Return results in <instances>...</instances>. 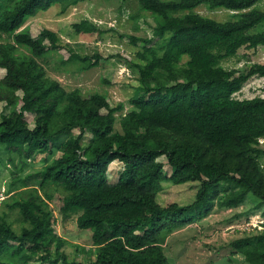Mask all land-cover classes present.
I'll return each instance as SVG.
<instances>
[{
  "label": "trees",
  "instance_id": "16d2710c",
  "mask_svg": "<svg viewBox=\"0 0 264 264\" xmlns=\"http://www.w3.org/2000/svg\"><path fill=\"white\" fill-rule=\"evenodd\" d=\"M84 1L0 0V68L7 73L0 78V103L9 108L1 114L0 152H8L13 163L19 157L20 172L39 154L60 152L42 171L9 186V193L25 189L28 197L16 192L4 202L0 264H29L35 256L49 264H169L163 246L167 236L216 207L235 208L251 199L264 217V97H235L249 79L264 77V64L243 71L222 64L242 47L264 46V31L254 32L264 25V11L257 8L263 0H139L143 12L161 20L155 29L161 42L145 45L139 61H129L139 73V86L133 108L120 116L123 104L113 107L101 92H68L39 61L69 48L63 64L90 69L99 65V54L83 57L59 33L44 29L34 37L24 27L40 12L61 6L65 13ZM201 6L234 14L219 21L197 13ZM74 28L80 34L96 30L88 20ZM26 112L35 113V127ZM117 117L122 131L115 128ZM87 132L92 137L86 141ZM161 157L171 166V176ZM117 160L124 168L113 183L108 172ZM165 181L194 184L196 198L187 205L162 206L157 195ZM50 186L57 188L55 194ZM57 200L64 215L82 212L77 225L92 231L94 260H71L60 251L65 241L53 218ZM15 210L20 230L8 218ZM231 245L248 264H264V229Z\"/></svg>",
  "mask_w": 264,
  "mask_h": 264
},
{
  "label": "rangeland",
  "instance_id": "374dc122",
  "mask_svg": "<svg viewBox=\"0 0 264 264\" xmlns=\"http://www.w3.org/2000/svg\"><path fill=\"white\" fill-rule=\"evenodd\" d=\"M257 8L264 11V0L257 4ZM195 11L219 21H227L234 14L233 11L226 9L210 10L206 6H201ZM85 20L95 25L96 30L93 33L76 32L74 24ZM160 22L161 20L150 13L141 10L139 0H86L70 7L65 13L62 12L61 6L40 12L30 18L24 27H28L34 37H38L44 29L59 33L63 43L69 44L72 51L83 57H95L99 54L102 60L99 65L90 69H81L80 64H63L62 60L68 59L71 55L69 48L53 51L39 61L45 66L52 80L59 82L68 92L80 89L86 96L101 92L108 94L113 107L123 104L124 110L117 113V116H120L128 114L133 108L131 99L139 86V73L129 66V61H139L138 54L145 45H159L161 41L155 36V29ZM259 31H264V25L254 30V32ZM134 37L139 39L136 45L133 43ZM146 38L152 39V43H145ZM46 43L50 45L48 41ZM22 51L26 50L22 49ZM254 63L264 64V46H260L257 50L242 47L235 57L222 64L229 70L243 71ZM6 74V70L0 68V78ZM105 80L112 84H107ZM173 83L175 82H170ZM19 94L22 96L23 93L19 92ZM235 97L238 99L264 97V77L255 76L249 79ZM3 112H9L6 102L0 103V121ZM117 118L115 128L117 131H122L120 117ZM26 119L31 127H35V113L26 112ZM74 133L79 134L80 130L75 128ZM91 137L92 134L87 132L85 140ZM262 148L264 149V143ZM57 156H60V152H56L53 156L39 154L30 160L29 166L23 172H20L19 157L15 156L13 163L10 159L11 155L5 150L1 151L0 213L5 209V200L10 199L14 193L21 192L23 197H28L25 189L14 188L13 193H9L12 182L42 171L47 163ZM160 160L165 164V174L171 176L172 169L166 157H161ZM261 164L264 169V158ZM123 168L122 162L114 161L109 167V180L113 183L117 182ZM48 191L55 194L57 188L50 186ZM196 192L194 184H175L165 181L157 195V201L162 206L170 203L187 205L196 198ZM40 194L43 195V191H40ZM58 202L57 200L56 203H52V209L56 231L65 241L60 251L71 260L77 259L81 262L94 260L96 251L92 241V231L81 230L77 225L78 217L82 212L64 215L57 209ZM255 203V200L248 199L235 208L216 207L206 217L185 223L171 232L163 243L169 264H248L241 253L233 251L231 243L238 238L258 234L264 229L262 211L254 208ZM8 218L13 222L14 227L20 230L22 226L20 212L11 211ZM56 250L57 246L53 245L51 251L55 259L58 258ZM29 264L49 263L35 256Z\"/></svg>",
  "mask_w": 264,
  "mask_h": 264
},
{
  "label": "built area",
  "instance_id": "2783aa9c",
  "mask_svg": "<svg viewBox=\"0 0 264 264\" xmlns=\"http://www.w3.org/2000/svg\"><path fill=\"white\" fill-rule=\"evenodd\" d=\"M263 141V140H262Z\"/></svg>",
  "mask_w": 264,
  "mask_h": 264
}]
</instances>
